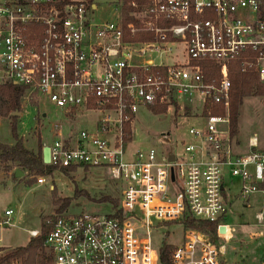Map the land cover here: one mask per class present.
<instances>
[{"label": "built area", "instance_id": "obj_1", "mask_svg": "<svg viewBox=\"0 0 264 264\" xmlns=\"http://www.w3.org/2000/svg\"><path fill=\"white\" fill-rule=\"evenodd\" d=\"M123 4L114 0L112 19L98 23L91 0H0V85L25 87L28 103L102 116L92 131L57 132L49 165L104 168L121 188L107 214L49 218L45 250L51 264H162L167 240L169 264H227L232 200L249 209L260 196L254 220L264 228V150L249 138L247 152H235L230 118L233 64L253 68L264 85V0L133 1L129 22ZM174 45L182 61L164 62ZM209 66L218 78L208 80ZM164 106L196 122L188 141L162 134L160 150L128 159L125 122ZM12 215L0 226L13 227ZM189 218L215 232L184 228Z\"/></svg>", "mask_w": 264, "mask_h": 264}, {"label": "rangeland", "instance_id": "obj_2", "mask_svg": "<svg viewBox=\"0 0 264 264\" xmlns=\"http://www.w3.org/2000/svg\"><path fill=\"white\" fill-rule=\"evenodd\" d=\"M99 8L95 14V22L101 23L112 19L114 0H92ZM182 47L174 45V52L170 57L163 58L166 63L175 60L182 61ZM36 105H34V104ZM17 113V112H16ZM14 117L0 119V142L12 144L11 124L18 125L19 136L26 148L37 151L38 143L43 147L52 145L56 140V133L62 131L64 135L70 132L77 133L82 130L92 131L102 116L82 112L65 114L48 103L40 106L34 101L28 103L25 97L21 100V111ZM171 112L165 115H155L141 107L132 123V141L127 150L130 154L139 150H160L162 147L158 139L162 134H169L174 142L188 141V130L196 125L190 118H177ZM237 140L241 147L235 152L246 153L244 142L248 138L259 141V149L264 150V96L247 97L239 108ZM11 176L0 165V221L6 219L5 212L12 210L14 215L11 221L13 227L0 226V237L10 241L11 247L0 246V257L23 246L30 238L28 231L37 230L41 234V224L57 213L52 190L55 188L57 198L68 199L69 208L61 213L67 215L107 214L111 206L108 202H101V198L109 196L118 201L120 197V184L115 182L110 172L104 168L79 169L70 175L55 171L51 176L45 177L43 185L37 184L41 176H30L24 173L21 178H14L15 165H11ZM234 192H237L239 183L234 182ZM234 205L228 211L227 221L231 225V234L234 237L228 247L227 264H258L264 261V238L253 239L252 235H259L264 228L256 226L254 214L259 210L260 196L250 199L251 208L244 209L242 201L232 200ZM242 224H248L242 226ZM176 229V228H175ZM177 238L173 243L176 244ZM239 241H244L241 243ZM169 242V241H168Z\"/></svg>", "mask_w": 264, "mask_h": 264}, {"label": "trees", "instance_id": "obj_3", "mask_svg": "<svg viewBox=\"0 0 264 264\" xmlns=\"http://www.w3.org/2000/svg\"><path fill=\"white\" fill-rule=\"evenodd\" d=\"M133 1L138 3L142 2V0H123L122 14L124 22L131 20L129 14L132 12V8L129 4ZM91 3H93L92 0ZM143 39L150 40V37H143L141 35L137 37V40ZM208 68L210 70L208 80L218 78L217 69L213 66H209ZM230 79L232 84L230 110L231 132L235 136L237 135L240 106L247 97L264 96V85L259 82L258 76L253 68L248 67L243 72L239 64H233L230 67ZM26 90L25 87L13 83L0 85V119L10 117L14 113L21 111V100L25 96ZM151 112L155 115H165L167 114V107H155L151 109ZM216 113L222 114L221 111H217ZM11 132L13 138L11 145L0 142V165L5 167L7 174L13 170L10 168L11 165H15L14 169L28 173L30 176L48 177L55 171L70 175L76 171L75 168L71 167L58 168L45 165L43 163L42 142L38 143L37 151H32L25 147L23 140L19 136L18 125L14 122L11 124ZM124 132L127 134L125 142L130 143L132 141V121L125 122ZM13 177L16 178L15 172L13 173ZM52 197L54 204L57 206V213L61 214L69 208L71 202L68 199L57 198L55 188L52 190ZM100 201L108 202L114 205V207L118 205V201L109 196L101 198ZM46 221V219L42 221L41 234L38 237L32 238L26 246L19 247L0 257V264H51V257L47 254L44 246L48 233L50 232V227L46 225ZM184 228L198 229L210 233L215 232L214 226L193 218H189L184 223ZM172 250L173 246L167 240H164L161 247L162 264H169Z\"/></svg>", "mask_w": 264, "mask_h": 264}, {"label": "water", "instance_id": "obj_4", "mask_svg": "<svg viewBox=\"0 0 264 264\" xmlns=\"http://www.w3.org/2000/svg\"><path fill=\"white\" fill-rule=\"evenodd\" d=\"M14 116H18L19 113H14L13 114ZM42 153H43V163L45 165H49L50 164V147L49 146H44L43 147V150H42ZM171 161H173V157H171L170 159ZM24 173L21 171V170H16L15 171V177L16 178H21L23 177Z\"/></svg>", "mask_w": 264, "mask_h": 264}, {"label": "crops", "instance_id": "obj_5", "mask_svg": "<svg viewBox=\"0 0 264 264\" xmlns=\"http://www.w3.org/2000/svg\"><path fill=\"white\" fill-rule=\"evenodd\" d=\"M248 140H249V138L244 142L246 148H247ZM238 142H239L240 144H242L240 140H238ZM9 145H11V144H9ZM8 174L11 176V172L8 173ZM29 237H30V236H29ZM31 239H32V238L30 237V238L27 240V243L24 244V245L21 246V247L26 246V245L29 243V241H30ZM0 246H1V247H11V243H10V241H9L8 239L0 237Z\"/></svg>", "mask_w": 264, "mask_h": 264}]
</instances>
